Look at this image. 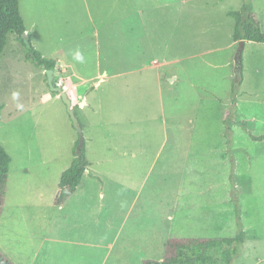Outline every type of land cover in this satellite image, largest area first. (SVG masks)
Segmentation results:
<instances>
[{
	"label": "rangeland",
	"instance_id": "obj_1",
	"mask_svg": "<svg viewBox=\"0 0 264 264\" xmlns=\"http://www.w3.org/2000/svg\"><path fill=\"white\" fill-rule=\"evenodd\" d=\"M246 3L264 29V0H20L32 45L66 63L57 60V80L73 73L68 93L91 165L58 203L81 135L47 70L28 58L27 35L10 33L0 54V143L13 158L4 257L161 264L170 240L243 229L232 264H264V193L250 198L243 175L252 190L264 186V156L247 158L264 150L250 135L264 133V42L245 41L239 69L229 15ZM105 69L113 75L96 85Z\"/></svg>",
	"mask_w": 264,
	"mask_h": 264
},
{
	"label": "trees",
	"instance_id": "obj_2",
	"mask_svg": "<svg viewBox=\"0 0 264 264\" xmlns=\"http://www.w3.org/2000/svg\"><path fill=\"white\" fill-rule=\"evenodd\" d=\"M245 4L240 11H230L236 19L233 37L235 40L260 41L264 42V29L258 21L255 13ZM27 31L24 18L20 10V0H0V54L3 53L10 33H16L24 40L23 34ZM29 45L28 58L39 67L45 70L57 69L58 61L42 55L31 43L27 35ZM56 77V74H54ZM57 78L54 82L56 83ZM58 95V93H55ZM62 99V98H61ZM3 106L0 105V117ZM242 126H246L245 121H239ZM231 134V133H230ZM229 134V135H230ZM253 139H264V135L256 136L250 133ZM85 143V142H84ZM79 144L77 141L76 146ZM12 156L8 150L0 143V214L2 203L7 187V179L12 163ZM90 159L87 155L86 146L75 152V157L67 169L60 177L58 203H62L68 196L75 193L82 183L84 175L90 173ZM248 181V178H245ZM246 231L241 229L237 236L233 237H212V238H191L183 241L167 242L166 254L161 264H232L239 248L246 241ZM158 263L148 261L146 264ZM0 264H14L0 252Z\"/></svg>",
	"mask_w": 264,
	"mask_h": 264
},
{
	"label": "water",
	"instance_id": "obj_3",
	"mask_svg": "<svg viewBox=\"0 0 264 264\" xmlns=\"http://www.w3.org/2000/svg\"><path fill=\"white\" fill-rule=\"evenodd\" d=\"M24 34L27 35L26 32ZM244 45H245V41L241 40L240 47H239V50H238L237 55H236V58H237L236 60L238 62V68L239 69L241 68V65H242V54H243ZM46 73L48 76V84L51 87V90L54 92H57L59 94V96L63 99V101L67 105V108H68L70 116L73 120L74 126L80 132L81 136H80V145L78 147V150H81L82 147L84 146V137H83V133H82V128L79 124V120L77 119L76 114H75V108L72 104V100L70 99L68 92L64 91L62 89V87L58 86L54 82V80H55L54 69H49L46 71Z\"/></svg>",
	"mask_w": 264,
	"mask_h": 264
},
{
	"label": "crops",
	"instance_id": "obj_4",
	"mask_svg": "<svg viewBox=\"0 0 264 264\" xmlns=\"http://www.w3.org/2000/svg\"><path fill=\"white\" fill-rule=\"evenodd\" d=\"M57 60H58L59 62H61L62 64L66 65V63H65V62H62L60 58H57ZM111 71H112V70H111ZM111 71L105 69V70L101 73V75H102L101 80H100L99 82H97L96 85H99L100 82L103 81V80L105 79V77H108V76L113 75V74H111ZM71 77H73V73L70 72V79H71ZM81 96H82V95H79L80 98H81ZM82 103L85 105V104H86V101L84 100V101H82ZM254 135H256V134H254ZM261 135H264V133L261 134ZM256 136H260V135H256ZM252 139H253V138H252ZM254 140H255V141H262V140H264V139H254ZM247 153H248V154H247V158H248L249 162H253V165H256V163L259 161V159H260L262 156H264V150H263L262 148L259 149V150H247ZM243 175H245V176L248 178V183H249V185H250V190H249V192H248V196H249L250 198L255 199L254 197H257L258 195H261V194L264 193V186H263V185H260V186L258 187L257 191L252 190L254 180H253V177H252V175H251L250 170H249L248 172H246L245 174H243ZM257 192H260V193L258 194ZM255 194H256V195H255ZM247 208L251 210V206H248Z\"/></svg>",
	"mask_w": 264,
	"mask_h": 264
},
{
	"label": "clouds",
	"instance_id": "obj_5",
	"mask_svg": "<svg viewBox=\"0 0 264 264\" xmlns=\"http://www.w3.org/2000/svg\"><path fill=\"white\" fill-rule=\"evenodd\" d=\"M72 57H73V59L75 60V61H77V62H80V63H83L84 62V56H83V54L79 51V50H76V51H74L73 53H72ZM68 71V70H67ZM67 73V72H66ZM55 74V73H54ZM56 78V77H55ZM70 80V78L69 79H66V85L68 86V88L67 89H65L64 87H62V86H60V85H58V80L56 81V84L58 85V86H60V87H62V89L64 90V91H66V92H68V90L70 89L69 88V85H68V83H67V81H69ZM69 94V93H68ZM18 93L17 92H13L12 93V97H13V99H17V97H18ZM70 97V96H69ZM61 98V97H60ZM73 104V103H72ZM18 107H21L20 105H18Z\"/></svg>",
	"mask_w": 264,
	"mask_h": 264
},
{
	"label": "built area",
	"instance_id": "obj_6",
	"mask_svg": "<svg viewBox=\"0 0 264 264\" xmlns=\"http://www.w3.org/2000/svg\"><path fill=\"white\" fill-rule=\"evenodd\" d=\"M62 72L65 73V72H67V70H65L64 68H62ZM56 73H58V72L56 71ZM58 85L64 87L65 89L68 88V86L66 85V79L63 78V77H61V76H60V78H59V80H58Z\"/></svg>",
	"mask_w": 264,
	"mask_h": 264
}]
</instances>
